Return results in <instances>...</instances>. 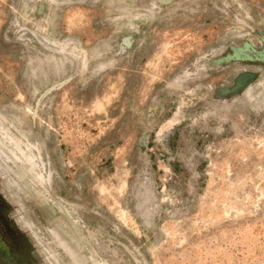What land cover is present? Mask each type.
I'll list each match as a JSON object with an SVG mask.
<instances>
[{"label": "rangeland", "instance_id": "1", "mask_svg": "<svg viewBox=\"0 0 264 264\" xmlns=\"http://www.w3.org/2000/svg\"><path fill=\"white\" fill-rule=\"evenodd\" d=\"M0 195L31 264H264V0H0Z\"/></svg>", "mask_w": 264, "mask_h": 264}, {"label": "flooded vegetation", "instance_id": "2", "mask_svg": "<svg viewBox=\"0 0 264 264\" xmlns=\"http://www.w3.org/2000/svg\"><path fill=\"white\" fill-rule=\"evenodd\" d=\"M27 238L18 231L0 195V264H31Z\"/></svg>", "mask_w": 264, "mask_h": 264}, {"label": "water", "instance_id": "3", "mask_svg": "<svg viewBox=\"0 0 264 264\" xmlns=\"http://www.w3.org/2000/svg\"><path fill=\"white\" fill-rule=\"evenodd\" d=\"M247 75H249V74H243V75L239 76V77L237 78V81H236L235 87H239L240 85H242V84L244 83V81H245V77H246Z\"/></svg>", "mask_w": 264, "mask_h": 264}]
</instances>
